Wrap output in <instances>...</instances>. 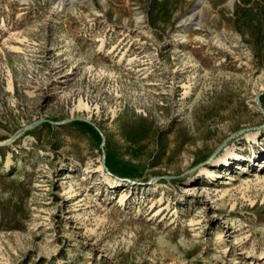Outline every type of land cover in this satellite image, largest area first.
Instances as JSON below:
<instances>
[{"label":"rangeland","instance_id":"1","mask_svg":"<svg viewBox=\"0 0 264 264\" xmlns=\"http://www.w3.org/2000/svg\"><path fill=\"white\" fill-rule=\"evenodd\" d=\"M0 264H264V0H0Z\"/></svg>","mask_w":264,"mask_h":264},{"label":"bare ground","instance_id":"2","mask_svg":"<svg viewBox=\"0 0 264 264\" xmlns=\"http://www.w3.org/2000/svg\"><path fill=\"white\" fill-rule=\"evenodd\" d=\"M85 104V103H84ZM85 106H86V104H85ZM226 162L228 163L229 162V160H226ZM204 173H208V174H210V175H212L213 177H214V173L213 172H211V171H209V169L208 168H204Z\"/></svg>","mask_w":264,"mask_h":264}]
</instances>
